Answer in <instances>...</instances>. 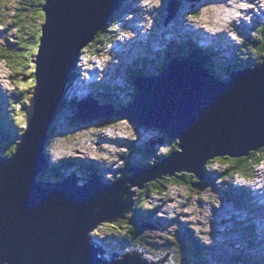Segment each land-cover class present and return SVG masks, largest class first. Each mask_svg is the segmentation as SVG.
Here are the masks:
<instances>
[{"label":"water","instance_id":"obj_1","mask_svg":"<svg viewBox=\"0 0 264 264\" xmlns=\"http://www.w3.org/2000/svg\"><path fill=\"white\" fill-rule=\"evenodd\" d=\"M119 3L45 0L42 5L45 17L25 130L15 151L0 156V264H158L132 251L108 256L90 232L131 211L136 191L131 187L143 190L148 181L176 172L202 179L209 160L239 158L264 146V58L234 69L223 80L194 58L173 55L160 72L134 78L136 90L128 105H101L87 95L77 103V118H122L158 128L176 141L175 150L150 166L130 164V175L108 183L98 181L95 173L83 185H76L72 174L57 181L39 178L47 167L49 130L71 73ZM178 5L170 2L165 24ZM140 228L142 232L145 223Z\"/></svg>","mask_w":264,"mask_h":264},{"label":"rangeland","instance_id":"obj_2","mask_svg":"<svg viewBox=\"0 0 264 264\" xmlns=\"http://www.w3.org/2000/svg\"><path fill=\"white\" fill-rule=\"evenodd\" d=\"M13 1L14 0L0 1V4L4 3V5H0V31H2L0 35V54L8 56L5 58L0 57V93H2L4 96V98H2L4 109L8 106L6 104V96L8 99V97H10V95L12 94V91L16 90V75L13 73V69L10 66L14 65L13 59H17L18 56L17 54H13L12 56L9 55L8 51L4 49V45L6 43L5 39L11 42L15 40V37H18L15 34L14 27L9 26V21L13 20V8H11L13 7ZM210 1H214L215 4L211 5ZM256 1L258 2V4H255ZM170 2L179 3V8L175 12L174 17L170 19L167 24H165V20L170 13H168V5L170 4ZM192 2H189L188 0H159V2L157 3V0H136L134 6L139 9H137V11H135L132 16H129V14H125L124 22L122 20L120 21L118 26H116V33H121V35L123 34L126 36L123 37L118 36L114 33L112 34V39L118 38V40L125 41L128 37L129 42L122 46H120L119 42L116 43L117 46L119 45L120 49L109 52L108 54L111 58L104 56L105 59H107L109 62L106 65L107 74L103 76L104 81H107L108 83H118L119 81H126L128 83V79L131 78L128 74H131L130 70L132 69L130 68L129 63L135 59L136 61H134L133 64L134 68H136V66L138 65H141L139 62H137L138 59H143L149 62V64L145 63L144 66H141L140 70H144V68L154 70L164 66L163 64H165L166 61V49L169 50V48H176H172L170 45H168L169 41L173 40L178 42L181 39L185 40L184 38L187 37V35L181 34L180 32V34L184 35V37L177 38L179 34L178 31H191L193 33V37H195L198 42L203 43L202 45H205L206 43L208 44L209 42L213 44L216 43L212 42L211 38H209L208 35H203V29L200 28V32H198V29H194L195 26H200L199 24H197L198 21H204L209 24L222 26L226 23V19L224 18L232 15V20H234L233 22H235L233 26L235 28H241L242 23L248 22V24H244L245 26L241 28V31H239V29H235L233 34L234 38L232 39L228 36H225V39L222 38V32L220 35H218V37H216L220 45H223L224 42H227L226 45L229 46L227 48V52L230 54H227L225 50V44V46H222L223 48L212 47V52L217 53L216 56L213 57L212 61L215 66L221 65L222 68L226 70L227 66L224 65L225 63H234L239 60L236 59L235 54L237 50H242L243 45L241 46V43L238 42H240L241 39L244 40L251 36H257V33L255 31L259 32V26L263 25L260 23V20L264 22V0H201L199 2ZM127 4H131V1ZM246 4L248 5V7L246 6ZM8 5L10 8H7ZM132 8L133 9L130 10V13H132L135 9L134 7ZM236 9L238 11H235ZM193 13H199V15L193 16ZM190 14L192 16H190ZM1 23L5 26L4 30H1ZM179 26H182V28ZM215 28L216 27H214L212 30L216 31ZM218 29L221 28L219 27ZM229 30H232V28H229ZM134 35H136V37H134ZM228 41L231 43H228ZM6 46L9 48H13V45ZM109 47L110 45H106V47L100 52H97V54L107 52L109 50ZM114 48L117 49L115 45ZM183 55L184 57H188L187 54ZM114 56L118 61L117 67L116 63L114 62L115 59H113ZM170 56L172 58L173 54ZM259 56L260 55L255 50L253 52L252 60L243 67L254 65L260 62L261 60L258 61L256 59ZM150 62H155L156 64L152 65L150 64ZM92 67L94 66L92 65ZM115 68H121L119 69V77L118 73L115 71ZM217 73L222 77H226V75L228 74L226 72H223L222 69H218ZM29 78L30 76L27 77V80ZM17 81L20 86H22V90H25L27 88V86L24 85L25 80L21 78V76H18ZM73 81H75V79H73ZM77 90L84 92L85 88L81 89L80 86L75 91ZM127 90H130V86L128 84ZM32 91L33 88L27 90L26 92H24V94L30 95V92ZM72 91L73 90L71 88L69 93L68 87L67 96L69 97V100L72 97ZM125 91L126 89H123L118 93L123 94L125 93ZM79 98L80 96H78L76 100H79ZM59 114L60 115L57 116L56 121L54 122L55 131L52 134V139H50V142L47 145V148L50 145L48 158L49 163L51 164L55 161H58L63 156L68 158L75 157L79 162H83L84 164L91 166L90 170H94L101 177L109 179L110 176L120 173L121 170L118 169L121 166H124L126 162H129L131 164H138L141 160V157H143V155L146 154V151H148L149 149H151V155L149 159L150 162H153V156L156 152H166L172 146V144L167 141L170 140V138L166 135L167 133L158 128H146L143 126L137 127L127 120L116 119H101V121L98 119H94L88 122H82L77 118H71L73 113L72 111H69L68 107H64ZM8 115H11V113H8ZM19 122L21 123L20 129H24V116L19 117ZM159 140H163L165 143L160 144ZM153 141H156V143H154V145L152 146ZM3 146L4 148L2 149H4V151H7L9 149V146L7 144L3 143ZM1 147L2 145L0 144V148ZM77 165L81 166L78 168L79 171L77 172L82 173V175L78 179V183H84L86 179H89L90 177L85 171L87 167L80 163L73 164V166H70L67 171L63 169L62 173L64 176H62L60 179L49 180L57 181L61 180L64 177H68L70 174H73V171H75V167L77 168ZM222 167L224 166L220 165L217 162H214L211 167H209V169L217 170L218 168ZM256 170V175L263 174L264 164L258 165L256 167ZM97 173H95V175H97ZM189 174L193 175V181H197L196 183L192 184L194 185L192 188L185 185H170L166 193H150L148 200L143 205L144 207H147L149 209L152 208L153 205L159 206L154 216L156 220H154L153 222H146L145 228L141 232L147 238H150L157 242L151 247L152 250H149V247L145 248L144 246H141V249H139L138 247H126L122 251V254L136 249L137 251H139V255L147 261H162V258H164L166 260H163L161 264H193L190 259L194 257L193 252L185 253L184 250H181L180 256L182 255V253L185 254H183L180 260L179 256L174 253L172 248L167 246V244L169 245V241H173L174 236L176 237L175 240H177V238L181 235L185 236L184 231H186V228L188 226L192 227L195 231L200 230L203 233H200L203 235L200 237V241L207 243V245L209 246L207 250V259L211 263L242 264L243 259H245V257H249L259 258L261 259L260 261L264 264V232L262 233L260 231V226H257L255 224V236H252L245 229L236 230L239 229V227H236L235 229V226L238 224L234 225V228L232 227L231 224H233L234 221H237L236 219H234V221H229L232 218L230 216H237L240 219V210L242 211L241 213L245 212L244 214H241V216L247 217L246 213L250 214L249 209L246 208L247 205L245 204L244 206H241L238 204V206H236L238 210L234 208V205L231 203V201L228 198H225L221 193V190L219 189V186L221 188V184H223L221 183L219 176H213V183L215 184L202 189L200 188L201 182H199L201 179H196V176L193 173ZM237 176L240 175H233L231 177L229 176L228 179L229 181H233L234 183L239 184V178L237 179ZM241 177L243 176L241 175L240 178ZM104 178H102V180ZM202 179H205V175ZM257 180L258 182L260 181L258 183L259 186L264 183L262 179L258 178ZM105 181L106 180L104 179V182ZM249 186L253 188L256 187L254 183L252 186L250 183ZM134 190H136L134 192L135 195L131 196V199H133L134 201L132 207H136V197L140 189L137 186L130 188V191ZM245 190L249 192L250 195L251 192L248 191L247 188H245ZM252 192L255 193L257 191L252 190ZM256 199L260 201V198L258 196ZM250 205L251 206H249V208H251L252 205L254 206L253 209L257 208V204L255 202H251ZM259 205H261V203ZM252 210L251 212H253ZM131 212L132 210L126 213V216L128 217ZM263 212L264 209L263 211H260L261 219L263 216ZM173 216L174 218H172ZM249 217H251V214L249 215ZM117 221L119 223L122 222L121 220ZM245 221L246 222L239 221L240 228L249 225H252L254 228L253 222H250L246 225L247 220ZM102 224H105V226L107 227L104 231H102L103 229L101 230L98 227L100 225L99 224L94 228L92 233L95 234V238L97 240H100L98 236L104 232L105 237L109 240V242L112 241L110 242V244H108L107 240H105L106 242L97 241L96 239L94 240L95 242H98L104 248H106L105 253L106 255L110 256L114 251L111 248V245L115 243L113 234L114 231L110 227V225H112V222H102ZM261 227L264 229V220L262 221ZM125 230L126 225L122 224L121 231ZM121 231H118V233L120 232V234H122ZM179 245L184 246V244L181 243L180 239ZM184 248L185 247H183V249Z\"/></svg>","mask_w":264,"mask_h":264},{"label":"trees","instance_id":"obj_3","mask_svg":"<svg viewBox=\"0 0 264 264\" xmlns=\"http://www.w3.org/2000/svg\"><path fill=\"white\" fill-rule=\"evenodd\" d=\"M3 1V0H0ZM45 0H14L12 3L11 8L12 9V18L13 20L9 21L10 27H14L15 34L18 37H15L14 41L9 42L7 39H5V45L4 49L8 51L9 55L17 54V59H13L14 65L10 66L13 69V73L16 75L15 83H16V90L12 91V94L10 97L6 96V104L7 107H3V99L4 96L2 93H0V144L2 147L0 148V156L1 157H8L10 156L16 149V143L18 141V137L24 132L25 129H20L21 123L19 122V117L25 116L27 119L26 114V107L30 103L32 92H30V95H25L24 92L27 90L34 88L35 85V64L33 65V60L35 58V55L37 54L39 43H40V35H41V25L44 21V12L42 11V5L44 4ZM127 0H120L118 9L112 17L108 20V22L100 29V31L97 33V35L94 37V40L88 44L87 48L83 50V52L89 51L90 54H97V52H100L103 50L106 45L112 43L114 41L113 33H116V26L119 24L120 15L124 14L125 12L130 13V10L132 8V3L127 4ZM0 5H4V3H1ZM7 8H10L9 5ZM194 15H199V13H193ZM37 22V23H36ZM262 26H259V32L255 31L257 33V36L255 37H249L246 39H241L239 43H241L242 50L236 51V59L237 62H234L233 65H230L226 67V70H224L221 66H215L211 57L214 56L212 49L206 47V48H200L198 46H195L192 43V40L190 38H187L185 40H180L178 42L176 41H170L168 44L174 49V55L176 56H184L183 54H187L190 57L196 56L201 60L202 64L210 69L211 71H216L218 69H222L223 72L229 73L228 71L238 68L239 66H244L249 63V61L253 58V52L256 50L257 53L260 55L256 59L258 61H262L264 58V23ZM5 26L1 23V30H4ZM36 29V30H33ZM2 31H0L1 35ZM19 34V35H17ZM252 34V33H251ZM8 38V36H7ZM6 45H13V48H9ZM173 50V49H171ZM186 51V52H185ZM82 52V54H83ZM88 52V53H89ZM189 52V53H188ZM1 58L8 57L7 55H1ZM170 55L168 56V60H170ZM164 65V64H163ZM140 71L135 72V74H138ZM12 73V75H13ZM11 75V76H12ZM18 76H21L25 80V84L27 88L25 90H22L20 84L17 81ZM30 78L27 80V77ZM75 76V73L73 74V77L71 80L73 81ZM219 77H222L219 75ZM225 79V78H224ZM108 93L111 92V88L106 87L105 88ZM68 87H66L64 91V96L66 97ZM128 93H125V98L122 99L121 102H127L131 99V93H133L132 88L130 87V90H128ZM24 94V95H23ZM29 94V93H28ZM3 96V97H2ZM21 100V101H18ZM118 104V103H117ZM116 104V105H117ZM119 104L118 106H120ZM68 106L66 104V98L64 101H62L61 105L57 107L56 115L54 122L56 121V118L61 110ZM23 107V108H22ZM11 113V115H8V113ZM72 119L77 118L76 113H73L71 116ZM54 122L52 123L50 130H49V139L48 142H50V139H52V134L55 131ZM169 143L172 144V146L167 150V152L161 154L156 152L155 155L160 156H166L171 151L175 150L177 148L176 141L171 142L170 140H167ZM3 143L7 144L9 146V149L7 151H4ZM48 145V144H47ZM46 145V155L49 154L50 151V145L47 148ZM145 147V146H144ZM150 150L146 151V154L141 157L140 162L131 164L135 166H150L152 163L155 164L158 162V159H154L155 161L150 162ZM143 158V161H142ZM217 162L220 165L224 166L222 168H218L217 170H211L209 167L211 165ZM82 164L85 167L86 173L89 177L94 175V170H90L91 166H88L84 164L83 162H79L77 158L72 157L68 158L63 156L58 161H55L54 163H49V165L42 170V172L38 175L41 179H60L63 175L62 170L64 169L67 171L70 166L72 167L73 164ZM264 163V146L256 151H251L248 155L241 156L239 158H231L228 156L218 157L212 160H209L205 167H204V175L205 179H201L199 182H201L200 188L205 189L207 186H211L213 183V176L217 174L219 176L221 183V188L219 186V189L221 190V193L224 195L225 198H228L229 200H232L237 205L244 206L246 204L247 208L251 205H249L247 202V199L250 198L249 192H247L244 187H238V186H232V181L228 180V177L233 175H242L243 177H253L256 175V167L260 164ZM130 166L129 162H126L124 166H121L118 170H121L120 173L117 175L114 174L110 176V178H104L105 180H108L110 182L122 179L123 177H126L130 175V172H128V167ZM117 173V172H116ZM98 177L100 176L97 173ZM100 178V177H99ZM193 175L185 172H176L173 175H164L162 177H157L155 179H152L151 181H148L146 183V186L143 190H139L138 195L136 197V207H131L130 210H132L131 214L127 217L126 212H122L121 216L113 219L112 225L110 227L114 231V239L115 243L111 245L112 249H124L126 247H138L141 249L143 246L146 248L149 247V250H152L151 247L155 245L157 242L155 240H152L150 238H147L143 233H141V223L142 222H153L156 220L155 214L157 212V209L159 208L158 205H153L152 208L144 207L143 205L148 200V196L152 192L156 193H166L167 189L170 185H185L189 187H193L192 184L196 183L192 180ZM197 179V178H196ZM225 187H224V186ZM226 188V189H225ZM247 197V198H246ZM132 201V199H130ZM134 202V201H132ZM128 215V214H127ZM232 218L229 221H234V216H231ZM174 218V217H172ZM117 220H121L122 222L119 223ZM240 222L234 221L233 225H236L235 227H239L237 230L245 229L247 230L252 236H255V227L253 228L252 225L241 227L239 225ZM122 224L126 225V230L121 231ZM109 225V224H108ZM128 225V226H127ZM102 231H104L107 227L105 224H100L98 226ZM111 230V231H112ZM117 231V232H116ZM118 231H121L118 233ZM184 238L185 242L183 247H185L184 251L185 253H194V257L190 258L193 264H213L207 259V250L209 248L208 245L205 243H202L199 240V235L197 232H194V229L192 227L186 228V231H184ZM97 237V234H96ZM99 239L103 242H106L110 244V241L105 237V233H101L99 236ZM176 237L174 236L173 241L176 242ZM257 239V238H256ZM229 240V239H228ZM172 241V242H173ZM169 243V242H168ZM142 246V247H141ZM171 247L174 253L179 256V259L181 260L182 255L180 256L181 250L180 245L177 246H169ZM189 259V260H190ZM259 258H249L245 257L243 259L242 264H263ZM180 262V261H179ZM218 264V263H217Z\"/></svg>","mask_w":264,"mask_h":264},{"label":"clouds","instance_id":"obj_4","mask_svg":"<svg viewBox=\"0 0 264 264\" xmlns=\"http://www.w3.org/2000/svg\"><path fill=\"white\" fill-rule=\"evenodd\" d=\"M136 2V0H134L133 1V3H135ZM119 6V5H118ZM168 13H169V9H168ZM109 45V44H108ZM207 45V44H206ZM208 46V45H207ZM87 48V47H86ZM85 48V49H86ZM201 48V47H200ZM202 48H206V46H203ZM208 48H210V46L208 47ZM211 49V48H210ZM84 50V49H83ZM83 50H82V52H83ZM225 50H226V48H225ZM82 52H81V55H82V57H84V56H86V55H84V54H87L88 53V51H84L83 52V54H82ZM225 52V51H224ZM226 52H227V50H226ZM227 54H228V52H227ZM88 56H86V58H88V60H89V62L88 63H86V67H84V68H88V70H89V72L90 73H95L94 72V70H96L95 69V67H92V57L90 58V56H89V53L87 54ZM95 55H97V54H94V56ZM99 55H101V54H99ZM102 56V55H101ZM188 57H190V56H188ZM213 57L214 56H212L211 57V59H213ZM85 58V61H87V59ZM191 58H194L195 60H197V61H199L201 64H202V62H201V60L196 56V58L195 57H191ZM34 61V60H33ZM80 61H82V59L81 58H79V60L77 61V64H79L80 63ZM261 62V61H260ZM218 63V62H217ZM219 64V63H218ZM229 64H232L231 62L229 63ZM203 65V64H202ZM204 66V65H203ZM79 67V65H76V67H75V69L72 71V73H71V76L73 77V74L75 73V76L74 77H77L78 75H79V71H78V68ZM81 67V66H80ZM205 67V66H204ZM218 67H220V66H218ZM222 67V66H221ZM83 68V69H84ZM207 70H209L213 75H215L216 77H218L219 79H223L224 80V78L225 79H228V78H226V77H219V74L216 72V71H214V73H213V71H211L210 69H208L207 67H205ZM80 69V68H79ZM129 81H131V80H129ZM128 81V83L129 84H131L132 82H129ZM72 82V81H71ZM70 82V83H71ZM133 84V83H132ZM77 85V84H76ZM78 86V85H77ZM66 89V88H65ZM70 89L71 88H69V93H70ZM136 89H133L132 91H133V93H131V99H130V101H128L127 100V102H121L122 101V99L123 98H125V93H128L129 91L126 89V91H125V93H124V97L121 99V100H118V101H116V102H112L113 104H114V106H116L115 108H119V107H122V106H124V105H128V103H130V102H132V100L134 99V91H135ZM83 94V95H82ZM82 95V96H81ZM87 95H91V96H93V97H95L96 99H97V101H98V103L99 104H101L102 105V99H101V97L99 96V95H96V94H91V93H76V91H72L71 92V98H70V100H69V97L67 96V94H66V97L65 96H63V101H64V99L66 98V104H68V106H66V107H68L69 108V111H72V113H76V117H77V112H79V107H78V105H77V103H78V101L80 100V99H82L84 96H87ZM78 96H80V98H79V100H76V98L78 97ZM118 103V104H117ZM76 105V107H75V105ZM105 104H107V103H105ZM117 104V105H116ZM119 104H121L120 106H118ZM57 111V110H56ZM56 115V114H55ZM54 119H55V117H54ZM78 119V118H77ZM113 119H116V120H127V121H129L131 124H133V125H135V126H139V125H137V124H134V123H132L130 120H128V119H122V118H111L110 120H113ZM79 120V119H78ZM98 120H100L101 121V119H98ZM109 120V121H110ZM81 121V120H80ZM53 122H54V120H53ZM82 122H88V121H82ZM146 128H148V127H146ZM171 142H174V141H172V140H170ZM48 142V141H47ZM165 143V142H164ZM48 144V143H47ZM167 152V151H166ZM163 153H165V152H163ZM163 153H161V154H163ZM46 159H47V166L49 165V158H48V155H46ZM131 164V163H130ZM153 164V163H152ZM79 167H81L80 165H77V168L75 167V171H73V176H76V177H79L80 178V176L82 175V173H80V172H77V171H79L78 170V168ZM64 178H66V177H64ZM238 178H240V176H237V179ZM63 179V178H62ZM229 180V179H228ZM233 182V181H232ZM237 185V184H236ZM149 197V196H148ZM133 205V204H132ZM142 223H146V222H142ZM199 240H200V235H199ZM202 242V241H201ZM202 243H205V242H202ZM206 245H207V243H205ZM134 248H137V247H134ZM125 249V248H124ZM124 249H120L121 251L118 253V254H116V258H118V256L117 255H121L122 254V251L124 250ZM134 251L136 250V249H133ZM132 250V251H133ZM112 254V253H111Z\"/></svg>","mask_w":264,"mask_h":264},{"label":"bare ground","instance_id":"obj_5","mask_svg":"<svg viewBox=\"0 0 264 264\" xmlns=\"http://www.w3.org/2000/svg\"><path fill=\"white\" fill-rule=\"evenodd\" d=\"M208 1H209V0H208ZM210 3H211V5H212V4H213V5L215 4L214 1H210ZM235 11H238V10L236 9ZM232 13H233V12H232ZM231 17H232V16H231ZM233 21H234V20H232V23H233ZM179 27L182 28V26H179ZM183 27H184V26H183ZM181 28H179V29H181ZM139 30H140V29H139ZM204 30H205V29H203V31H204ZM135 31H136V30H135ZM178 32H179V34H178V37H177V38H181V37H183V35H181V34H185V35H186V34H193L191 31H184V32H182V31H178ZM180 32H181V34H180ZM198 32H200V31H198ZM203 35H206V34H203ZM134 37H136V35H134ZM134 37H133V38H134ZM142 39H143V38H142ZM140 40H141V39H140ZM171 41H173V40H171ZM225 41H226V40H225ZM118 42H119L120 46H122V45H124V44H127V43L129 42V40H128V38H127L125 41L117 40V43H118ZM169 42H170V41H169ZM206 44H207V43H206ZM206 44H205V46H206V47H209V46H211V45H217L218 43H217V44H216V43L213 44V43L209 42V43L207 44L208 46H207ZM224 44L226 45L227 42H224L223 45H224ZM168 45H169V44H168ZM168 45H167V46H168ZM223 45H222V44H221V45L218 44L216 47L223 48V47H222ZM225 45H224V46H225ZM183 57H184V56H183ZM110 60H111V59H110ZM142 69H143V68H142ZM78 83H79V81H78ZM84 84H85V81H84V80L81 81V89H82V88H85V85H84ZM84 91H85V90H84ZM81 96H82V95H81ZM114 107H116V106H114ZM160 134H161V133H160ZM160 138H161V137H160ZM44 152H45V150H44ZM156 155H157V154H156ZM156 155L153 156L154 159H156V157L158 158V156H156ZM154 159H153V161H155ZM95 176H97V175H95ZM260 176L262 177V181H264V172H263V174H261ZM91 178H92V176H91L88 180H91ZM102 181L104 182V179H103ZM105 182L108 183V182H110V181L106 180ZM76 185H83V183H76ZM263 187H264V184H263ZM263 187H259V188H263ZM136 189H137V188H136ZM140 190H142V189H140ZM262 193L264 194V191H263ZM255 194H256V193H255ZM255 196H256V195H255ZM257 206H258V205H257ZM253 208H254L253 205H252L251 208L248 207V209H250V210H252ZM261 208H262L261 211H263V209H264V201H263V202L261 201ZM252 211H254V209H253ZM263 214H264V212H263ZM247 217H248V219L245 218V219H247V223H246V225L249 224L250 222H253L254 227H255V224H256L257 226H258V224H259V226L261 227L262 222L258 221V224H257V222L252 221V220H257V219H256V217H257L256 214H253V213L251 212V217H249V216H247ZM244 222H246V221H244ZM101 223H102V222H100L99 224H101ZM99 224H98V225H99ZM242 224H243V223H242ZM98 225H97V226H98ZM93 230H94V229H93ZM93 230L90 232V234L94 237V239H96V238H95V234L92 233ZM263 232H264V229H263ZM96 240H97V239H96ZM97 241H101V240H97Z\"/></svg>","mask_w":264,"mask_h":264},{"label":"flooded vegetation","instance_id":"obj_6","mask_svg":"<svg viewBox=\"0 0 264 264\" xmlns=\"http://www.w3.org/2000/svg\"><path fill=\"white\" fill-rule=\"evenodd\" d=\"M262 164H264V163H262ZM158 210V209H157ZM249 212L251 213V210L249 209ZM231 217V216H230ZM179 239H180V241H181V243H183L184 242V236H180V237H178L177 238V240H176V242H172V241H169V246L171 245V246H179ZM180 250H185V249H183V246H180ZM164 260H166V259H164Z\"/></svg>","mask_w":264,"mask_h":264},{"label":"snow or ice","instance_id":"obj_7","mask_svg":"<svg viewBox=\"0 0 264 264\" xmlns=\"http://www.w3.org/2000/svg\"><path fill=\"white\" fill-rule=\"evenodd\" d=\"M159 2V0H157V3Z\"/></svg>","mask_w":264,"mask_h":264}]
</instances>
